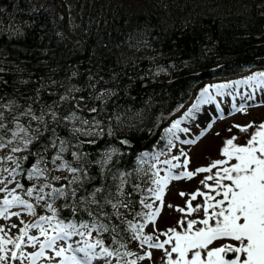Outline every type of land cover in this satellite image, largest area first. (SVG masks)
Instances as JSON below:
<instances>
[{
	"label": "trees",
	"instance_id": "trees-1",
	"mask_svg": "<svg viewBox=\"0 0 264 264\" xmlns=\"http://www.w3.org/2000/svg\"><path fill=\"white\" fill-rule=\"evenodd\" d=\"M0 26V103L9 104L13 112L31 105L38 116L48 113L46 131L31 121L33 128L42 129L31 152L52 140L58 148L63 140L65 159L78 167L71 152L87 154L93 162L87 171L96 177L89 188L101 182L119 184L121 173L131 174L123 177L128 181L125 189L133 182L151 187L143 182L151 176L152 162L141 153L167 151L171 136L161 139L164 129L203 85L264 71V0H0ZM100 92L105 95L95 99ZM73 112L89 121V130H102L103 135L74 133L65 119ZM55 151L44 153L46 159ZM23 156L29 157L25 168L35 162L28 151ZM106 156L111 157L106 164L96 163ZM25 175L18 180L31 186ZM68 175L63 171L59 176ZM134 198L135 210L147 211L138 203L139 194ZM63 203L57 200L54 206ZM36 210L51 214L39 206ZM60 212L73 218L68 209ZM105 239L110 242L107 234ZM133 244L131 250L142 254Z\"/></svg>",
	"mask_w": 264,
	"mask_h": 264
},
{
	"label": "snow or ice",
	"instance_id": "snow-or-ice-1",
	"mask_svg": "<svg viewBox=\"0 0 264 264\" xmlns=\"http://www.w3.org/2000/svg\"><path fill=\"white\" fill-rule=\"evenodd\" d=\"M240 85L264 90V71L252 73L240 80L206 85L187 111L174 120L169 128L164 129L161 139L174 136L177 131H189L180 127L182 121L194 119L200 112L201 105L215 103L217 97L231 94L225 90ZM104 95V92H100L95 99L100 100ZM60 99L64 100L66 97L62 96ZM80 99L83 100L84 97ZM245 99H252L251 94ZM0 100H3L2 96ZM233 108L244 111L245 104L241 103L238 108L233 105ZM5 109L8 116L5 115ZM90 112H97V108H91ZM46 115L48 113L44 112L36 115L31 105L26 110L13 112L9 104L0 103V150L8 149L7 155H0V193L3 194L0 198V218L8 220L11 217H21V211H13L14 208H20L34 218L32 222L21 219L22 227L11 224L6 229L0 225V264H9L10 261L38 264L42 260L47 264H53V261L55 264H93L98 259H103L104 264H139L146 259L156 264L151 251L143 254L132 251L129 247L131 242H138L141 247L147 246L148 249L162 250L163 264H264V121L259 124L233 125L241 133L248 134L246 142L237 143V136H231L224 141L220 150L224 159H215L208 166L198 167L194 171L187 170L189 159L183 151L180 156L174 155L164 160L159 159L160 156L167 155L164 151L141 153L142 157L151 155L155 161L150 166L153 170L151 176L143 182L145 185L150 182L152 186L145 189L141 184L133 182L131 188L125 189L124 185L128 181L123 177L130 176V173H121L119 184L101 182L99 186L89 188L88 185L96 177L89 174L86 166L93 162L87 159L85 153L71 152L76 164L81 165L73 166L63 155L68 150L63 140H59L58 148L56 140H52L42 150L31 152L30 146H36L42 135V129L39 126L33 128L31 121L43 124V130L46 131ZM56 116V112L52 111V119H56ZM22 118L27 119L28 123L25 124ZM65 119H77L84 125L89 123L87 119L76 116L75 112ZM116 119L120 120V117L117 116ZM99 123L95 121L96 125ZM249 129L253 131L249 133ZM73 131L84 136L103 135L102 130L97 133L75 128ZM10 145L13 146L9 147ZM168 145V152H171L174 146L171 139L168 140ZM50 148L56 151L49 161L44 153H48ZM22 151H28L30 156L35 157V162L28 168L24 167L28 156L14 155ZM181 156L185 157L184 170L173 173V169L182 167L180 163L173 162L179 161ZM110 158L106 156L103 162L96 163L106 164ZM5 164L11 166L6 167ZM49 164L55 167H49ZM158 164L167 166L165 175H160ZM213 169L216 170L214 174ZM53 171H66L69 175L53 176ZM22 173H26V180L40 183L25 187L17 180V176ZM200 173H210L200 180V184L208 191L197 189L190 194L185 207L176 206V210L184 213L185 217L202 211V218L178 220L179 231L177 227H170L158 235L145 234V227L149 223L155 225L160 215L169 181L191 180ZM62 179L65 183L55 186L53 182H60ZM112 179L115 181L117 177L113 176ZM208 181L214 183L209 184ZM9 185L14 186L10 188ZM18 190L23 192V197L31 198L33 202L23 198ZM145 191L146 194H143ZM134 193L139 194L138 203L147 211L135 210L137 200ZM179 195L183 197L188 194L180 192ZM198 196L203 197V203L193 206L192 201ZM150 198H154L152 202H148ZM57 200L64 201L59 208L54 206ZM156 201L160 202V206H155ZM37 206L51 214H38ZM60 209L70 210L73 218L62 217ZM85 215L88 219L84 218ZM129 216L132 218L129 219ZM13 228H18L15 236L9 234ZM33 229L36 234H32ZM153 232H156L155 227ZM122 233H128L129 236L126 238ZM105 234L109 243H106ZM160 236L165 239L160 240ZM74 237L81 239L74 241ZM25 248L37 250L27 252Z\"/></svg>",
	"mask_w": 264,
	"mask_h": 264
},
{
	"label": "rangeland",
	"instance_id": "rangeland-1",
	"mask_svg": "<svg viewBox=\"0 0 264 264\" xmlns=\"http://www.w3.org/2000/svg\"><path fill=\"white\" fill-rule=\"evenodd\" d=\"M18 25L14 26L17 27ZM0 28H3V26H0ZM257 71L253 72H247L245 74H241L238 77H231V78H223L220 80H211L203 85L205 87L206 85L210 84H216V83H226L229 81H235L243 79L252 73H255ZM200 90L198 91V93ZM226 94L223 97H217L215 103L210 105H201V110L199 113L196 114L194 119H186L181 122L180 127L181 128H187L189 131L187 132H181L177 131L174 136H171V140L173 143V147L171 148V152H168V149L166 151L167 155L160 156V160L164 159H170L172 156H180L181 151H183L187 158L189 159V164L187 166L188 171H194L198 167H206L208 166L213 160L215 159H224L220 155V150L224 146V141L231 136H237L238 140L237 143L243 144L246 142V139L248 138L247 133H241L238 128L233 127V125H246L248 123H254L259 124L260 122L264 121V90H258L250 88L247 85H240V86H234L233 89L225 90ZM251 94L252 99L246 100L245 98ZM214 95V93H213ZM194 99L192 101H189V104L185 111L191 106V104L194 102ZM241 103L245 104L244 111H236L233 108V105H235L237 108L240 106ZM219 105V107H217ZM184 113V112H183ZM183 113L176 116L175 119L170 121L167 124L166 128H169L174 120L179 119ZM68 126L70 125L73 130L75 128H80L83 131L89 130V128L80 127L77 124H73L76 122L74 119L68 120ZM92 125V124H91ZM231 129V131H229ZM253 131V129H249V133ZM219 134V135H218ZM180 138V139H179ZM182 141H194V143H183ZM13 145H10L11 147ZM22 147V145H19ZM169 147V146H168ZM23 153H16L14 154L16 157H19ZM8 150L3 151L0 155H7ZM151 160L152 163H155L152 156H147ZM184 156L180 157L179 161H173L174 163H180L181 168L173 169V173H179L184 170L183 168V160ZM59 163V161L57 162ZM4 166L10 167V164H5ZM55 165L52 166L54 168ZM157 168L160 170V175H165V172L167 171V166L163 164H158ZM153 171V170H152ZM215 169H213V173H215ZM63 171H53L51 175H61ZM6 175V174H5ZM210 175V173H200L197 176L193 177L191 180L189 179H181V180H170L163 198V205L161 206V212L160 215L157 217L155 225L149 223L147 227L145 228V234H153L158 235L159 232L165 231L167 228L170 227H177V230L179 231L180 228L177 225L178 220L182 219H192V218H202V211L199 213H193L190 217H185L184 213L178 212L176 210V206L179 207H185L186 201L190 198V194L192 192H195L197 189L201 191H208L203 187V185L200 184V180H202L205 176ZM26 176V175H25ZM18 180V176H17ZM24 180L25 177H24ZM28 181V180H26ZM31 183H40L38 181H30ZM42 182V181H41ZM209 184H213L214 181H208ZM14 185H9V187H13ZM19 194L23 197V192L21 190H18ZM180 192H185L188 195H185L181 197L179 195ZM3 194L0 193V198H2ZM27 198V197H23ZM154 198H150L148 202H152ZM30 202H33L31 198L29 199ZM197 203H203V197H197L195 201H192L193 206H195ZM168 205H172L173 207H168ZM155 206H160V202L156 201ZM13 211H21L22 215L21 217H11L8 220H5L3 218H0V225L4 226L6 229L11 224H16L18 227H22L23 225L20 224V220L23 219L25 222L28 220L29 222H32L33 220L28 219L25 212H23L20 208H14ZM186 226V225H185ZM156 228V232H153V228ZM10 235L15 236L18 234V228L11 229ZM32 234H36V230H32ZM160 240L165 239V237L160 236ZM80 237H74L73 240H80ZM138 242H134V244ZM140 247V250L143 254L145 251H151L153 253V256L155 258L156 264H163L161 257L163 255L162 250H154V249H148L147 246ZM169 247V246H166ZM37 249L34 248H25V251L31 252L35 251ZM9 264H19V261H10ZM25 264H27V261H25ZM38 264H47L45 261H40ZM53 264H55V261H53ZM93 264H104L103 259L94 260ZM139 264H153L151 260H144L139 262Z\"/></svg>",
	"mask_w": 264,
	"mask_h": 264
},
{
	"label": "water",
	"instance_id": "water-1",
	"mask_svg": "<svg viewBox=\"0 0 264 264\" xmlns=\"http://www.w3.org/2000/svg\"><path fill=\"white\" fill-rule=\"evenodd\" d=\"M124 141H126V140H124ZM124 144H126V145H130V142L127 141V143H124Z\"/></svg>",
	"mask_w": 264,
	"mask_h": 264
}]
</instances>
